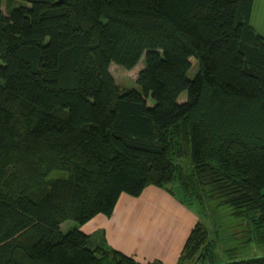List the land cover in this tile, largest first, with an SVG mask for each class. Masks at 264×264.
<instances>
[{
    "label": "trees",
    "instance_id": "obj_1",
    "mask_svg": "<svg viewBox=\"0 0 264 264\" xmlns=\"http://www.w3.org/2000/svg\"><path fill=\"white\" fill-rule=\"evenodd\" d=\"M20 1L4 12L0 0V264H162L60 225L174 182L214 221L209 244L194 224L182 257L203 247L211 263L219 247L264 243L254 0ZM142 56L141 91L121 88L110 64L131 69ZM214 264H264V254Z\"/></svg>",
    "mask_w": 264,
    "mask_h": 264
},
{
    "label": "crops",
    "instance_id": "obj_2",
    "mask_svg": "<svg viewBox=\"0 0 264 264\" xmlns=\"http://www.w3.org/2000/svg\"><path fill=\"white\" fill-rule=\"evenodd\" d=\"M257 1H253L251 22ZM123 194L125 193H122L118 198L110 216L97 214L82 224L79 229L90 236L97 234L96 241L103 239V244L130 255L141 263L159 261L162 264H174V260L182 257V248L187 235L196 223L193 218L194 212L184 206L181 199L177 200L171 197L165 189L154 185H147L136 197L123 198ZM150 213L160 214V216L157 214V218L161 224V231L168 222L181 219L174 222L178 223L175 226L178 228L176 236L173 235L170 242L174 249L168 251L167 248L164 251L160 246L164 248L165 246L155 239V234L151 235L149 232L144 234L147 231L145 227H148V223L144 225L143 222L144 220L150 222L148 217ZM168 216H171L169 220ZM139 235L144 237L138 240ZM167 243L169 244V241ZM157 247H159L158 250H156Z\"/></svg>",
    "mask_w": 264,
    "mask_h": 264
},
{
    "label": "rangeland",
    "instance_id": "obj_3",
    "mask_svg": "<svg viewBox=\"0 0 264 264\" xmlns=\"http://www.w3.org/2000/svg\"><path fill=\"white\" fill-rule=\"evenodd\" d=\"M24 3L23 1L20 0H2V10L4 12L7 11V8L12 5V4H17V3ZM253 22V23H252ZM252 25L255 27V29L260 32L261 34L264 35V0H258L256 5H255V11L254 14L252 16ZM144 65V56H142L140 58V60L138 61V63L131 69H126L114 62H112L109 66V70L111 72V74L113 75V77L115 78L117 84L121 87V88H136L138 90L141 91V87L136 83V79H137V75L140 71V69L143 67ZM197 70V64H194L189 73L192 75L193 73H195ZM186 98V92H182L178 98L179 101H184ZM56 175V174H53ZM171 187V193L169 192V195L173 198H176L177 200H179L181 198V191L178 187V184L176 182L172 183ZM128 196L131 195H127L126 193L123 194V198H128ZM184 206H186L184 204ZM187 208H189L190 210H192V208L186 206ZM194 212V219L195 222H200L202 223V225L205 226L206 229H208L209 233H208V237H207V243H210L211 237H213V225H214V221L213 218L210 216H205L202 215L201 213L198 212V210H192ZM157 214L160 216L159 213L156 214H149L148 217L150 219V222H147L144 220L143 224L147 225L148 223V227H145L147 229L146 232H144V234H146L147 232H149L151 235L155 234V239L158 240V242H161V244H163L165 246V248L163 246H160L161 249H163L164 251L168 248V251L171 249H174V246L172 247L170 244V242L172 241L173 235L176 236V232L178 230V228H176L175 226H177L178 223H174L178 220L181 219H176L174 217V219H176L174 222L170 221L168 222L167 226L161 231L160 230V223L159 220L157 218ZM168 216V220H169ZM222 219V216H220ZM192 218V217H191ZM216 219H218L216 217ZM225 219H228V216H226L225 214ZM167 220V219H166ZM231 220V219H230ZM152 222V223H151ZM142 224V227H143ZM82 224L73 220V219H67L65 221H63L61 223V230L63 232H66L70 229L73 228H79ZM186 229V228H185ZM188 236V235H187ZM223 236V235H222ZM221 236V237H222ZM144 236L139 235L137 238L138 240L143 238ZM169 241V244L167 243ZM209 242V243H208ZM240 242L236 241V245L234 246L235 249H232V251H230L231 254L228 255H223L220 252V247L217 248L215 250V253L217 252V258L215 262H211L208 259V256H204L203 253L204 251H202L203 247L200 248L198 251H196V253H194L191 257H182L180 259H176L174 260L175 262H173L174 264H214L217 263L218 261H224L226 259H228V257H233L236 259L239 258H247V257H252V256H260L264 254V243H257L255 241L250 242L249 244L245 245L244 247H239L238 244ZM160 244V243H159ZM231 246V243H229ZM208 246V245H207ZM159 247L156 248V250H158ZM237 249V250H236ZM235 250V252H234Z\"/></svg>",
    "mask_w": 264,
    "mask_h": 264
}]
</instances>
